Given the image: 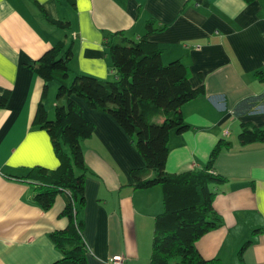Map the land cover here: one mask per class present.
<instances>
[{
    "label": "crops",
    "instance_id": "1",
    "mask_svg": "<svg viewBox=\"0 0 264 264\" xmlns=\"http://www.w3.org/2000/svg\"><path fill=\"white\" fill-rule=\"evenodd\" d=\"M185 1L0 0V93L10 92L0 108V264L58 259L47 234L67 222L58 216L65 193L43 211L32 200L35 184L15 178L35 165L57 166L47 133L31 123L43 82L29 65L62 40L71 51L66 84L76 73L112 79L105 34L122 30L137 40L149 18L163 27L148 36L161 61L180 59L190 86L203 87L180 107L188 128L169 131L164 170L199 169L219 139L230 143L211 169L225 178L212 200L221 224L202 234L195 248L222 264H264V142L239 145L236 139L240 123L264 128V0H207L206 6L191 0L181 11ZM46 16L67 26L58 28ZM54 82L43 102L48 118ZM72 98L93 124L91 136L80 141L87 264H109L112 255H121L122 264H146L153 216L162 210L160 188L131 187L129 172L143 167V159L108 113Z\"/></svg>",
    "mask_w": 264,
    "mask_h": 264
},
{
    "label": "trees",
    "instance_id": "2",
    "mask_svg": "<svg viewBox=\"0 0 264 264\" xmlns=\"http://www.w3.org/2000/svg\"><path fill=\"white\" fill-rule=\"evenodd\" d=\"M190 1L184 2L181 11ZM195 1L203 6L208 4L207 0ZM45 18L58 28L67 26L65 21ZM162 28H155L149 18L137 40L122 30L105 34L103 45L112 79L76 73L66 84L71 51L70 45L65 46L62 40L29 65L43 82L31 123L47 133L57 166L48 169L35 165L15 178L35 184L32 200L43 211L51 207L56 194L65 193L66 201L58 216L66 218V225L47 234L60 257L49 264H87V246L81 235L87 169L80 141L91 136L93 124L82 116L72 96L83 99L91 109L108 113L143 159V167L129 172L131 187L160 188L162 210L153 216L146 264H222L218 258H203L194 242L221 224L212 200L214 188L225 178L211 169L215 156L230 143L219 139L199 169L175 173L164 170L169 131L181 133L188 128L180 107L201 95L203 87L190 86L188 69L180 59L161 61L160 48L148 36ZM50 81H55L57 86L53 116L49 119L43 102ZM9 93V90L0 93V108L4 107ZM236 139L239 145L264 142V128L240 123ZM248 243L245 241L242 247Z\"/></svg>",
    "mask_w": 264,
    "mask_h": 264
},
{
    "label": "built area",
    "instance_id": "3",
    "mask_svg": "<svg viewBox=\"0 0 264 264\" xmlns=\"http://www.w3.org/2000/svg\"><path fill=\"white\" fill-rule=\"evenodd\" d=\"M109 264H122L123 257L121 255H112L110 259L107 260Z\"/></svg>",
    "mask_w": 264,
    "mask_h": 264
},
{
    "label": "rangeland",
    "instance_id": "4",
    "mask_svg": "<svg viewBox=\"0 0 264 264\" xmlns=\"http://www.w3.org/2000/svg\"><path fill=\"white\" fill-rule=\"evenodd\" d=\"M110 78H112V76L110 77ZM69 82H70V80H69ZM55 83V82H54ZM57 86V85H56ZM50 94V93H49ZM53 97H54V99H55V92L53 93ZM52 97V98H53ZM54 102H55V100H54ZM52 116H53V111H52ZM50 119V118H49ZM66 149V148H65ZM149 246H148V248H146V252H147V255H146V253H145V256H144V262L146 261L147 262V258H148V256H149ZM143 264H145V263H143Z\"/></svg>",
    "mask_w": 264,
    "mask_h": 264
}]
</instances>
